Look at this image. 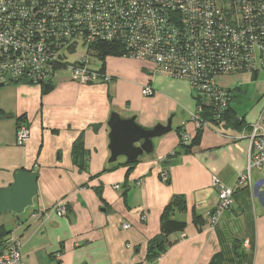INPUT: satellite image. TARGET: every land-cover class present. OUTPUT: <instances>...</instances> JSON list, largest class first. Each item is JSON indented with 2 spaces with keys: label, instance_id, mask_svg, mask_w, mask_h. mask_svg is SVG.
I'll return each instance as SVG.
<instances>
[{
  "label": "crops",
  "instance_id": "0c3cea01",
  "mask_svg": "<svg viewBox=\"0 0 264 264\" xmlns=\"http://www.w3.org/2000/svg\"><path fill=\"white\" fill-rule=\"evenodd\" d=\"M103 72L111 81L91 85L67 76L60 81L57 73L47 95L34 85L0 88V189L11 186L18 171L37 176L34 206L0 222V239H19L23 264H147V246L160 235L163 210L178 196L185 209L174 218L186 228L168 237L156 264H264V196L258 185L253 198L264 166L251 173L250 184L235 189L233 205L214 229L209 225L218 195L212 178L234 186L247 165L248 140L227 138L241 132L204 129L196 144L183 149L179 132L191 140L196 134V102L186 81L152 75L147 63L123 57L106 58ZM145 86L152 97L142 96ZM30 91L35 96H26ZM241 94L240 89L232 104L237 117L248 127L259 121L264 128L258 118L263 96ZM113 113L134 117L145 130L170 119L172 131L153 140V152L131 167L125 158L110 164L107 123ZM18 119L30 134L22 147L16 143ZM77 141L83 152L75 158ZM61 201L68 210L57 217L52 208ZM194 216L202 219L199 225Z\"/></svg>",
  "mask_w": 264,
  "mask_h": 264
},
{
  "label": "built area",
  "instance_id": "2783aa9c",
  "mask_svg": "<svg viewBox=\"0 0 264 264\" xmlns=\"http://www.w3.org/2000/svg\"><path fill=\"white\" fill-rule=\"evenodd\" d=\"M107 42L116 44L123 58L147 63L152 75L186 81L192 96L201 100L191 116L195 133L220 130L213 120L232 105L234 95L217 79L258 76L264 70V0H0V84L43 88L57 82L60 70L82 85L109 83L104 72L92 67L97 46ZM79 49L84 54L68 63V54ZM141 94L149 98L154 92L145 86ZM204 107L211 118L200 117ZM245 131L227 136L249 142L246 168L234 186L227 188L212 178L218 190L209 220L212 229L233 205L235 189L250 184L251 173L264 166V128L258 121ZM29 135L28 127L19 123L17 146H24ZM180 140L188 144L191 137L182 133ZM160 177L166 182L167 173ZM256 185L264 193V178L253 187V198ZM67 210L66 201L52 208L57 217H64ZM20 247L19 239L11 235L0 239V264H23Z\"/></svg>",
  "mask_w": 264,
  "mask_h": 264
},
{
  "label": "water",
  "instance_id": "95a60500",
  "mask_svg": "<svg viewBox=\"0 0 264 264\" xmlns=\"http://www.w3.org/2000/svg\"><path fill=\"white\" fill-rule=\"evenodd\" d=\"M7 81H11L9 77ZM2 87L4 84H0V88ZM52 91V85H46L42 89L44 95ZM107 126L110 130V164L115 163L118 158H125L126 165L135 164L140 157L153 152V140L172 131L170 119L165 126L159 124L151 130H145L136 124L134 117L122 119L116 113L111 114ZM36 180V174L18 171L14 176V183L8 188L0 189V215L10 213L20 216L26 209L32 208L36 197Z\"/></svg>",
  "mask_w": 264,
  "mask_h": 264
},
{
  "label": "trees",
  "instance_id": "16d2710c",
  "mask_svg": "<svg viewBox=\"0 0 264 264\" xmlns=\"http://www.w3.org/2000/svg\"><path fill=\"white\" fill-rule=\"evenodd\" d=\"M73 47V46H71ZM117 45L111 43H101L97 46L96 52L93 53V57L95 60L100 61L101 69L100 72H103L105 59L108 57H122V52H119ZM253 80H256L257 75H252ZM233 93L232 104L235 102L236 97L240 94V88L237 90H231ZM196 106L201 105V100L193 96ZM205 108V107H204ZM212 116L211 111L208 109H204L201 118L208 119V117ZM211 118V117H210ZM21 119H18V124L21 123ZM218 129L222 131H234V132H242L244 130L249 129L243 122V120L235 114L233 106H229V108L223 113V115L217 119L213 120ZM180 131V130H179ZM202 130H197L194 138L190 141V145H194L197 143ZM182 133L179 132V147L183 149H188L189 144H184L180 138ZM78 152L82 153L83 149L81 144L77 141L74 145V153L75 158ZM136 164V163H135ZM134 165V164H133ZM131 167L132 165H127ZM185 209L184 200L182 197H174L171 202L164 208L163 213L160 218V235L153 238L147 246V264L154 263L161 255H163L169 246L168 237L175 233H181L186 228V223L174 218V214L176 212H182ZM202 219L200 217L194 216L193 222L195 225H199ZM1 238V237H0Z\"/></svg>",
  "mask_w": 264,
  "mask_h": 264
},
{
  "label": "rangeland",
  "instance_id": "374dc122",
  "mask_svg": "<svg viewBox=\"0 0 264 264\" xmlns=\"http://www.w3.org/2000/svg\"><path fill=\"white\" fill-rule=\"evenodd\" d=\"M83 54L84 53H83L82 49H79L76 52L68 54V57H67L68 63L77 62ZM101 64L102 63L100 61H97L95 59H93V61H92V67L94 69H99L101 67ZM64 76H67L71 79V73L68 72L67 70L58 71V79L60 81L67 78V77L63 78ZM217 83L222 88H228V89L234 90V91L237 90L238 88H240L242 91L241 96H263L262 100L260 101V110L258 112L259 113L258 118L260 116H262L261 124L264 125V70L260 71V73L256 77V80H253V77L249 74H242V75L237 74V75L219 77L217 79ZM19 84L20 85H26L28 87H33V85H30L27 83L21 84V83H13V82L5 84L4 87L5 86H16L18 89L19 88L18 86H20ZM39 88L41 90L43 89L42 87H39ZM15 93H17V92L16 91L10 92V94H15ZM10 94L6 93L5 96H10ZM17 94H19L20 96H25V94L23 92H18ZM26 96H35V94L32 91H30V93L27 92ZM41 96H43V95L41 94ZM242 102H244V101H242ZM234 105H235L236 109L239 111V105H237V104H234ZM243 106H245V104ZM240 111H243V108H240ZM11 216H13V215L10 213H5V214L0 215V222L4 223L5 219L7 217H11ZM8 224H10V222L7 223V226H9Z\"/></svg>",
  "mask_w": 264,
  "mask_h": 264
},
{
  "label": "bare ground",
  "instance_id": "6f19581e",
  "mask_svg": "<svg viewBox=\"0 0 264 264\" xmlns=\"http://www.w3.org/2000/svg\"><path fill=\"white\" fill-rule=\"evenodd\" d=\"M262 196H264V193L262 194Z\"/></svg>",
  "mask_w": 264,
  "mask_h": 264
}]
</instances>
